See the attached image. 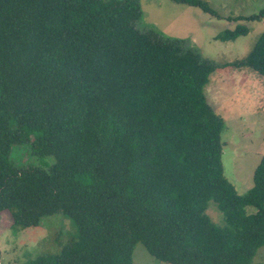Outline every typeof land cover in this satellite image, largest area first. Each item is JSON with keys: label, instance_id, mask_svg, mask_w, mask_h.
<instances>
[{"label": "trees", "instance_id": "trees-1", "mask_svg": "<svg viewBox=\"0 0 264 264\" xmlns=\"http://www.w3.org/2000/svg\"><path fill=\"white\" fill-rule=\"evenodd\" d=\"M173 1L217 15L202 0ZM261 18L264 9L245 20ZM228 66L264 77V34L220 65L143 23L140 0H0V214L14 229L61 214L73 229L57 252L24 264H133L138 243L166 264H253L264 157L239 195L222 162L224 119L205 95ZM23 144L54 162L15 166L12 146Z\"/></svg>", "mask_w": 264, "mask_h": 264}, {"label": "rangeland", "instance_id": "rangeland-1", "mask_svg": "<svg viewBox=\"0 0 264 264\" xmlns=\"http://www.w3.org/2000/svg\"><path fill=\"white\" fill-rule=\"evenodd\" d=\"M216 16L202 9L173 0H140L143 23L157 27L164 35L189 39L206 59L225 65L245 58L264 34V18L248 21L264 9V0H202ZM246 25L250 32L229 42L215 40L223 31ZM209 104L225 122L222 134V162L226 178L239 195L253 186L254 170L264 157V77L255 72L232 66L216 70L205 88ZM17 167H49L54 159L33 155L29 144L13 145L10 153ZM249 213H255L250 208ZM212 221L223 225L221 213L211 203L207 211ZM222 216V217H221ZM72 224L61 214L42 219L35 228L12 226L9 212L0 214V264H24L27 254L55 253L70 239ZM58 235V239L53 237ZM133 264H166L151 256L142 243L133 253ZM253 264H264V247Z\"/></svg>", "mask_w": 264, "mask_h": 264}]
</instances>
